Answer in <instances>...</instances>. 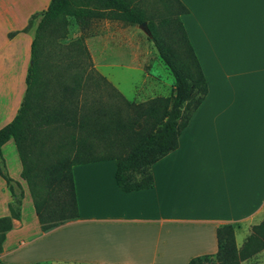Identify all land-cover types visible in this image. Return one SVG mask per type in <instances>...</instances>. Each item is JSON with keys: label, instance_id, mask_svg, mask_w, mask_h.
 <instances>
[{"label": "crops", "instance_id": "crops-1", "mask_svg": "<svg viewBox=\"0 0 264 264\" xmlns=\"http://www.w3.org/2000/svg\"><path fill=\"white\" fill-rule=\"evenodd\" d=\"M50 1L0 0V127L20 105L35 27ZM179 1L208 90L178 146L152 163L153 185L122 190L114 158L73 164L78 217L42 231L32 203L35 231L24 234L25 189L1 263L189 264L217 251L221 224L264 214V0ZM10 143L17 152L8 139L4 161ZM2 194L0 216L12 200L6 184Z\"/></svg>", "mask_w": 264, "mask_h": 264}, {"label": "trees", "instance_id": "trees-1", "mask_svg": "<svg viewBox=\"0 0 264 264\" xmlns=\"http://www.w3.org/2000/svg\"><path fill=\"white\" fill-rule=\"evenodd\" d=\"M167 2L170 11L159 21L149 19L146 27L174 77L173 91L169 96H155L138 103L131 111L133 104L92 66L83 34L72 37L65 45V68L71 71L70 80H61L62 70L54 62L44 63L41 45L47 43L48 52L53 53L56 42L66 36L61 38L62 34L84 29L85 14L142 23L147 17L146 10L133 0L50 1L35 27L20 105L13 118L0 127V175L12 196L9 213L0 216V252L12 219L20 218L23 196L20 182L3 168L1 147L10 138L42 231L78 217L73 164L114 158L115 179L122 190L153 185L152 163L178 146L179 134L208 90L180 17L186 8L179 0ZM102 87L110 90L106 100ZM89 88L93 91L91 99L85 95ZM123 101L126 107L120 104ZM184 109H188L185 114ZM49 126L50 129L68 127L69 146L54 159L44 161L48 152L43 138H47ZM14 184L20 188L18 195ZM217 241L215 253L194 256L189 264H239L240 258L259 248L257 243L261 239L251 235L238 249L232 223H223L217 228ZM213 255L219 261L213 260Z\"/></svg>", "mask_w": 264, "mask_h": 264}, {"label": "rangeland", "instance_id": "rangeland-1", "mask_svg": "<svg viewBox=\"0 0 264 264\" xmlns=\"http://www.w3.org/2000/svg\"><path fill=\"white\" fill-rule=\"evenodd\" d=\"M133 2L142 6L147 13L145 22L149 19L159 21L170 11V3L167 0H133ZM89 31L84 29L70 30L61 42L57 41L54 47V52H48L47 43L41 45L42 60L44 63L54 62L59 68H61L60 77L61 80H70L71 71H66L65 63L67 59L65 57V45L70 43L72 37H76L78 34H83L82 39L87 48L89 60L92 66L103 76L108 75L112 82L110 83L121 92L123 97L128 100L131 105L130 110L149 98L155 96H169L174 87V77L163 62L155 48L152 40L150 39L148 29L146 25L141 23H132L120 18L115 17H103L98 20L90 19L86 23ZM53 50V49H52ZM50 54V57L46 56ZM111 60L121 63L120 65L103 66L104 61ZM61 65L64 67L62 68ZM129 65V66H128ZM106 77V76H105ZM107 79V77H106ZM88 84H92L89 82ZM50 86V85H49ZM89 86V85H88ZM50 88V87H49ZM48 88V89H49ZM103 97L108 99L107 91L102 87ZM110 91V90H109ZM92 89L89 88L85 95L91 99ZM120 102L121 105H124ZM126 107V105H124ZM188 112V109L183 110V114ZM142 120V119H141ZM53 126V125H52ZM49 126V133L43 138L44 147L47 150V155L44 157V161H50L54 159L59 152L67 149L69 146V132L68 127L57 129ZM4 170L13 179H21V189L29 191L28 184L25 179L21 178L20 172H18L19 162L17 159V152L13 150V145L8 144L4 148ZM43 163V160H39ZM7 163V165H6ZM3 180V181H2ZM16 180V179H15ZM18 181V180H17ZM2 184H6L5 179L0 175V208L3 207L5 197L2 194ZM17 195L20 192V188L14 184ZM27 191V195L24 203V218L26 222V230L24 234H33L35 231V217L31 213L32 199L30 191ZM22 196V201H23ZM30 211V212H29ZM233 226V235L235 245L240 249L244 242L251 236L259 237L260 242L257 243L259 248L250 255L240 258L239 264H264V225L260 228L255 226L264 223V214L257 216L252 220L245 222H229ZM20 232V231H19ZM263 243V244H262ZM214 256V255H213ZM213 260L219 261L215 256ZM0 264H3L0 262ZM29 264H52L48 261H41L38 263ZM57 264H77V263H57Z\"/></svg>", "mask_w": 264, "mask_h": 264}, {"label": "water", "instance_id": "water-1", "mask_svg": "<svg viewBox=\"0 0 264 264\" xmlns=\"http://www.w3.org/2000/svg\"><path fill=\"white\" fill-rule=\"evenodd\" d=\"M141 24H144V25H146V22L144 21V22H142Z\"/></svg>", "mask_w": 264, "mask_h": 264}]
</instances>
